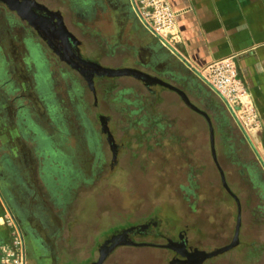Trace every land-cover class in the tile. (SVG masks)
I'll return each instance as SVG.
<instances>
[{
    "label": "rangeland",
    "instance_id": "rangeland-1",
    "mask_svg": "<svg viewBox=\"0 0 264 264\" xmlns=\"http://www.w3.org/2000/svg\"><path fill=\"white\" fill-rule=\"evenodd\" d=\"M36 1L59 10L81 41L83 60L106 69L121 68L119 60L128 50L115 36L95 30L88 37L83 29H74L67 0ZM126 3L132 10L131 0ZM4 20L10 36L3 43L8 64L0 76L8 82L4 93L9 91L12 102L22 105L24 116L14 119L22 126L18 133L12 128L13 117L0 132L18 146L17 152H33L32 161L22 162L32 171L30 181L21 185L33 206L25 210L39 222L40 230L29 220L31 231L42 236L53 264L95 262L105 243L134 227L142 229L130 239L140 245H119L101 264H175L172 249L163 246L169 239L176 242L184 234L196 253L211 252L227 245L239 224L238 244L204 264L225 263L228 257L234 261V251L242 245V211L223 180L235 195L230 187L234 171L254 161L249 147L239 140L237 112L215 92L229 116L226 128L215 127L212 146L203 119L188 112L173 93L153 102L144 89L119 81H134L131 77L110 75L94 82L99 93L94 111L91 87L81 75L62 63L28 26L18 27L13 18ZM145 31L153 36L150 41L158 39ZM133 51L140 58L146 52L140 47ZM137 90L138 100L132 94ZM95 112L107 115L114 151L109 136L100 134ZM226 132L231 136L227 145L220 142ZM19 141L30 142V151L19 147ZM5 149L7 144H0V152Z\"/></svg>",
    "mask_w": 264,
    "mask_h": 264
},
{
    "label": "crops",
    "instance_id": "crops-1",
    "mask_svg": "<svg viewBox=\"0 0 264 264\" xmlns=\"http://www.w3.org/2000/svg\"><path fill=\"white\" fill-rule=\"evenodd\" d=\"M166 1L170 4L175 16V22L170 29V33L174 37L170 47L161 45L157 38L150 41L149 38L152 35L145 31L146 29L134 13L130 17L126 13L127 11H107L105 16L109 19L110 26L101 32L105 36H115V39L128 50V53L126 52L119 60L121 67L119 69H135L153 77L163 74L162 81L182 91L196 107L207 112V115H211L214 139L216 138L215 127H219L221 130L227 127L226 122L229 116L227 107L218 99L220 97L213 88L201 80L196 72L211 61L233 57L238 76L245 88L244 99L249 104L248 108L251 107L252 110V114H249L246 119L243 117L244 112L241 109L239 114L242 116L243 123L241 120L234 121L242 133L239 140L249 147L254 161L249 164V167H244L247 164L242 163L240 168H236L233 173L236 177L230 184L238 199V203L235 202L240 204L242 211V245L239 250L234 251L236 258L230 264H264V0ZM9 10L4 6L0 8L1 72L8 64L3 43L10 36V25L5 22L4 18L8 21L13 18L17 21L18 27H27L25 20L20 17L17 11ZM132 18L134 22L131 21ZM138 47L146 50L143 58L138 57L133 51ZM177 67L190 74L193 85L190 84L191 80L185 81L177 75L178 71H175ZM123 77H131L134 81L121 79L119 81L131 83L133 86L144 89L147 100L150 98L151 101L158 103L159 95H172L168 93L171 92L174 94L172 96L183 103L173 90L163 85H150L151 88L147 89V86L143 85L139 78ZM0 82L1 94L4 93L2 90L4 82L1 76ZM197 88L202 90L203 99L197 96ZM204 92L211 94L216 104L220 106L224 116L221 122L217 115L218 109L213 108L212 101L205 98ZM138 93V90L137 93H132L136 100L141 96ZM5 94L7 95L5 98L3 97L4 99L0 96V126L5 129L6 126H9L7 119L13 117L12 128L18 133V129L22 126L15 120L18 119V116H24V108L22 105L14 103L15 101L12 102L13 99L10 97L9 91ZM187 111L191 112L188 109ZM204 124L206 125L205 122ZM220 137L222 144L226 143L227 145L231 140V136L227 132ZM17 143L19 147L30 145V142L19 141ZM0 144H5V146L7 144L8 149L0 152V222L4 214L9 213L21 223L25 232L27 264H53L50 255L46 253L45 246H43L45 242L43 243L42 236L32 234V224L29 220L35 222L37 226L39 222L34 217H28L25 210V206H30L29 209L33 206L32 202L26 199L21 185L27 183L26 180L30 181L28 178L31 177L32 171L24 167L22 162L32 161L33 152L28 147L31 154L17 152L18 146L15 143L12 145L11 141L6 138L3 139L1 132ZM255 178L258 181L254 182ZM230 197L232 198V196ZM38 228L41 229L39 226ZM9 231V227L0 225V246L10 241Z\"/></svg>",
    "mask_w": 264,
    "mask_h": 264
},
{
    "label": "flooded vegetation",
    "instance_id": "flooded-vegetation-1",
    "mask_svg": "<svg viewBox=\"0 0 264 264\" xmlns=\"http://www.w3.org/2000/svg\"><path fill=\"white\" fill-rule=\"evenodd\" d=\"M36 2L40 6L31 7V9L28 8V10H26V11H29V12L28 13L26 12L25 14H23L24 17H22V16H20V17H22L25 20V24L31 29V31L35 34V36L37 38H39L40 40H42L62 63H64L68 68H70L72 71L76 72L78 75H81L80 77L86 82V84L88 83V86H89V79H92L93 80V86H94V82L96 80L98 82L103 77L100 75L97 77V74L94 71H92L90 73L91 69L87 68L80 61V58H82L80 55L81 54L80 50H79L81 47V41L74 34L73 29L71 27H69L68 25L64 24L66 26L67 30L75 37V39H73L71 41L69 39V42H68L67 38L63 35V32L59 28V25H58L57 20H56L57 17H55L54 14L48 13L46 11V9H44V7L47 8V10L52 11L53 13H56L57 14L56 16L59 15L62 18V15L59 12V10L54 11V10L50 9L49 7H47L46 5H44L43 3L39 2V1H36ZM67 3H68V5H66L67 10H68L69 16L71 17L70 21H72L71 26L74 29H78V28L83 29V31H85V33H87L88 37H90V34L95 30L100 32L104 29H108L110 24H109V19L105 16V13L107 11H119V10L127 11L126 13L130 17L132 16V13H133L132 10L129 9V7H127L126 0H67ZM0 4L2 6H4L6 9L9 8L10 9L9 11H16V10L12 9L4 0H0ZM133 20L134 19L132 18L131 21L134 22ZM175 71H178L177 75L180 76L181 78L185 79V81L191 80L190 74H188L187 72H184L183 70H179L178 67ZM155 77L163 80V74H161L158 77L157 76H155ZM140 82L143 85H146L147 89L151 88L150 85H158L159 84V83H155V82L150 81V80L144 81L142 79H140ZM7 84H8V82L2 83V90H3L4 86H7ZM190 84L193 85L192 80H191ZM195 87H196V84H195ZM193 89H195V88H193ZM174 92L178 95L179 99L182 100L185 107L189 111L201 116L202 119L204 120V122L206 123V125L209 126L207 118L204 116V114L201 113V111L202 112H205V111H203L201 109H199V111H197L192 106L187 105V103L184 101V99L176 91H174ZM196 92L198 94L197 96L202 97V99H203L202 90L200 88H197ZM90 94H91V99H92L91 100V106H92V109L95 111L93 106L95 107L98 105L97 96L99 93L97 92V89L93 87V89H91ZM204 94L206 95L205 96L206 99H208L209 101H212L213 108L215 110L218 109L217 115L220 117V122H221V119L223 120L224 116L222 114L220 106L216 104L215 99L213 97H211V94L205 93V92H204ZM5 95H7V94H5L3 92L0 94V96H2V98L3 97L5 98ZM190 103H191V99H190ZM191 104H193V103H191ZM205 113H207V112H205ZM94 115L96 117L97 124L99 123L100 134L102 136H105V138H107L109 136L108 128H102L103 124L106 125L109 122L107 120V115H104V114L99 115L96 112L94 113ZM208 116L210 118L211 124H213V121H212L213 118L209 114H208ZM116 150H117V147H116ZM146 231H148V230H146ZM182 241L183 240L181 238H179L177 242L180 243ZM231 241H232V238L230 239V242L227 245H229L231 243ZM227 245H224V246H227ZM185 246H186V249L188 251L194 250V247H191L188 244V241L185 243ZM220 248H222V247H220ZM177 249H179V252H177L175 250H171L175 254V258L173 261L175 264H183V263H181L182 259H187V260L193 259V256L190 258L189 255L186 253V251H184V249H182L180 245H178ZM216 249H219V248H215L214 250H216ZM209 259H211V257L205 259L201 264H204ZM230 263H232V260H231V257H228L226 259L225 263H221V264H230Z\"/></svg>",
    "mask_w": 264,
    "mask_h": 264
},
{
    "label": "built area",
    "instance_id": "built-area-1",
    "mask_svg": "<svg viewBox=\"0 0 264 264\" xmlns=\"http://www.w3.org/2000/svg\"><path fill=\"white\" fill-rule=\"evenodd\" d=\"M132 11L141 25L158 37L161 45L171 46L173 34L170 29L175 22L174 13L166 0H131ZM200 78L237 112V117L243 123L239 111L247 119L252 114L251 107L244 99L245 88L238 76L237 67L232 56L209 62L198 70ZM0 225L10 228V241L0 246V264H27L25 240L22 229L15 218L6 213Z\"/></svg>",
    "mask_w": 264,
    "mask_h": 264
},
{
    "label": "water",
    "instance_id": "water-1",
    "mask_svg": "<svg viewBox=\"0 0 264 264\" xmlns=\"http://www.w3.org/2000/svg\"><path fill=\"white\" fill-rule=\"evenodd\" d=\"M12 9L16 10L18 12V14L22 17H24L23 14H25L26 12L28 13L29 11H26L29 9H31V7H37L40 6L35 0H4ZM29 6V7H28ZM44 7V6H43ZM44 9H46V11L50 14H54L57 20V23L59 25V28L61 29V31L63 32V35L67 38V41H70L75 39V37L67 30L66 26L63 23L62 18L56 13H53L52 11L47 10V8L44 7ZM31 13V12H30ZM80 61L89 69H91L92 71H94L97 76L98 75H110V76H134L135 78H139L142 79L144 81L146 80H150L153 81L155 83H159L160 85H163L171 90L176 91L183 99L184 101L187 103V105L192 106L194 109H196L197 111H199V109H197L195 106H193L190 101L188 100V98L186 97V95L180 91L179 89L173 87L170 84L165 83L164 81L155 78L153 76H150L146 73H143L141 71L135 70V69H129V68H125V69H106L103 67H100L94 63H90V62H86L85 60H83L82 58H80ZM89 86L91 87V89H93V80L89 79ZM202 114H204V116L207 118L208 124H209V134H210V139H211V143L212 146H214V131H213V127L211 125L210 122V118L208 117V115L205 112H202ZM103 128H107V126L105 124H103ZM108 140L112 146V149L114 151V146L112 144L113 139L112 136L109 134ZM211 146V147H212ZM214 147H212V154H213V158L216 161V157L215 156V151H214ZM217 164V163H216ZM218 166V165H217ZM219 168V166H218ZM223 186L225 187V189L228 191V193L237 201L238 203V199L235 195L232 194L231 190L229 189L227 183L225 182V179L223 180ZM238 227L239 224L236 227V232L234 233L233 239L231 241V243L227 246H224L222 248L213 250L211 252H195L194 250L188 251L186 249L185 243L187 242V240L184 238V234H183V238H182V242L178 243L177 241H173L171 239H169L166 245H163L165 248H169L172 250H175L177 252H179V249H177L178 245L181 246L182 249H184V251H186V253L189 255V257L191 258L193 256V259H182L181 263L183 264H201L205 259L216 256L218 254H221L231 248H233L234 246H236L238 244ZM141 227H134L131 228L129 230H127L126 232H124L122 235H119L113 239H110V242L105 243L104 248L101 251L100 257L97 259V261L92 262L90 264H101L105 258L109 255V253L111 252L112 249H114L115 247L119 246V245H140L138 243L133 242L130 239V235L137 232L141 231Z\"/></svg>",
    "mask_w": 264,
    "mask_h": 264
}]
</instances>
